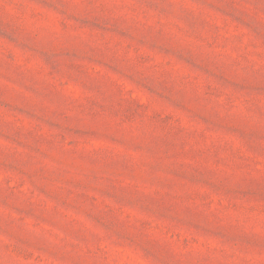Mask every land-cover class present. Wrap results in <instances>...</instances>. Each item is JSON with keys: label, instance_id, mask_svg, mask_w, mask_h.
Returning a JSON list of instances; mask_svg holds the SVG:
<instances>
[{"label": "rangeland", "instance_id": "rangeland-1", "mask_svg": "<svg viewBox=\"0 0 264 264\" xmlns=\"http://www.w3.org/2000/svg\"><path fill=\"white\" fill-rule=\"evenodd\" d=\"M0 264H264V0H0Z\"/></svg>", "mask_w": 264, "mask_h": 264}]
</instances>
